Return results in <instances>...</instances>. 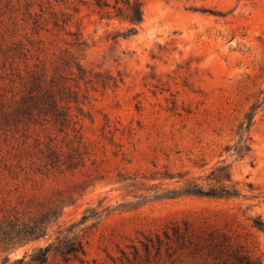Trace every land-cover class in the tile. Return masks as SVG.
Here are the masks:
<instances>
[{
    "label": "rangeland",
    "instance_id": "obj_1",
    "mask_svg": "<svg viewBox=\"0 0 264 264\" xmlns=\"http://www.w3.org/2000/svg\"><path fill=\"white\" fill-rule=\"evenodd\" d=\"M143 7L136 33L114 38L130 23L101 18L89 3L0 0V93L9 89L12 65L23 67L16 48L29 50L30 61L45 57L51 69L57 58L77 51L72 41L79 31L86 44L76 53L87 70L79 80L83 113L76 124L82 161L70 169L45 163L49 146L66 151L76 139L51 121L0 128V207L35 209L40 201L82 192L61 216L67 225L87 207L102 210L80 225L82 264H229L202 244L199 237L209 231L231 236L264 263V235L250 219L264 216V103L251 126L250 151L236 158L224 150L244 112L264 96V0H143ZM201 157L207 164L194 166ZM220 158L230 162L245 197H142L160 182L142 175L165 165L203 175ZM119 173L137 175L136 185L123 187ZM184 221L191 233L176 238L172 226ZM45 242L18 247L10 260Z\"/></svg>",
    "mask_w": 264,
    "mask_h": 264
},
{
    "label": "trees",
    "instance_id": "obj_2",
    "mask_svg": "<svg viewBox=\"0 0 264 264\" xmlns=\"http://www.w3.org/2000/svg\"><path fill=\"white\" fill-rule=\"evenodd\" d=\"M79 1L93 6L101 18L116 16L126 19L130 23L126 30L115 33L114 38L117 36L126 38L136 33L137 25L144 17L143 0ZM74 8L77 10V7ZM85 44L80 31L76 32L72 45L78 51ZM15 50L16 53L23 55L24 64L23 67L16 63L12 65L8 76L9 89L3 88L4 91L0 93V128L51 121L59 132L68 135L71 130L76 139L70 140L72 145L68 150L62 151L63 147L58 149L57 146H49L48 150L44 151L43 158L45 163L51 167L65 165L70 169L78 166L83 158V152L80 150L82 135L80 128L76 126L79 114L83 113V108L80 105L79 80H85L87 70L81 64L77 51H69L64 56H60L49 69L45 57L36 56V61H30L31 55L27 53L29 50L23 52V47L20 50L18 48ZM95 76L98 77L99 74ZM103 77L113 76L107 74ZM100 83L104 86L109 83V80L102 79ZM72 103H75L77 113H73ZM263 103L264 96L258 97L244 112L242 119L238 121L233 130L234 143L224 147L228 156L234 155L236 158H240L250 151L251 126L257 109ZM193 164L197 167H204L207 162L201 157L194 160ZM189 174L188 169L172 171L165 165L161 171L156 170L149 176L142 175L141 177L144 179H160L159 183H153L146 188L148 193H143L142 197L171 198L194 195L234 199L246 196L239 182L232 177L230 162L226 158L218 159L206 169L203 175ZM137 178V175L119 173L116 181L123 182V187H129L136 185ZM168 180L173 183L167 184ZM82 195V192L77 196H74V193H67L65 197L51 203L40 201L35 209L19 208L15 205L0 207V257H2V264H51V255L54 259H58L53 264H70L72 261L82 264L85 247L81 233L83 228H80V225L88 220L99 218L102 210L87 207L79 221H73L67 225L61 221L65 207L74 204ZM250 219L252 226L264 235V216L257 214L251 216ZM53 227H55L53 231L55 236L51 238ZM188 232L191 233L190 223L186 221L183 222V227L179 224L172 226V233L176 238H180ZM163 234L167 239H170L168 231L164 230ZM207 237H199V239L207 247L208 253L220 258L223 263L264 264L259 256L254 255L244 244L227 234L209 231ZM41 239H46V242L34 246L29 253L10 260L9 253L11 251ZM156 240L161 244L162 237L157 235ZM187 241L190 244H196L194 239L192 241L191 236H188Z\"/></svg>",
    "mask_w": 264,
    "mask_h": 264
}]
</instances>
